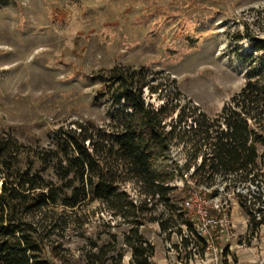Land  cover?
I'll list each match as a JSON object with an SVG mask.
<instances>
[{
    "label": "rangeland",
    "instance_id": "obj_1",
    "mask_svg": "<svg viewBox=\"0 0 264 264\" xmlns=\"http://www.w3.org/2000/svg\"><path fill=\"white\" fill-rule=\"evenodd\" d=\"M247 35L264 39V0H9L0 6V134L42 148L48 135L73 122L102 125L107 104L94 100L96 78L117 65L149 69L151 83L179 94L180 106L213 116L246 81L248 64L240 56L264 54L253 51ZM144 99L154 107L163 103L147 90ZM173 161L185 163L181 146L156 167L173 169ZM171 186L182 189L183 182L177 177ZM215 187L220 195L212 199L229 211L225 233L215 243L221 255L192 246L186 232L167 235L157 223H147L139 232L154 247L153 264H231L235 250L228 243L244 248L264 239V224L252 234L238 200L223 192L222 183ZM124 189L137 200L131 184ZM259 189L248 186L247 206ZM190 191H199L191 181ZM261 192L257 205L264 215V186ZM161 210L157 205L155 213ZM62 219L67 228L59 242L67 252L65 261L54 264H131L122 242L129 226L99 204L65 210ZM168 225L177 229L180 221L171 218ZM93 244L108 250L99 262L87 263L89 252L97 251Z\"/></svg>",
    "mask_w": 264,
    "mask_h": 264
},
{
    "label": "trees",
    "instance_id": "obj_2",
    "mask_svg": "<svg viewBox=\"0 0 264 264\" xmlns=\"http://www.w3.org/2000/svg\"><path fill=\"white\" fill-rule=\"evenodd\" d=\"M8 2L0 0V6ZM246 38L255 53H264V39ZM253 54L240 56L248 64L246 81L213 116L180 106L179 94H167L162 85L151 83L149 69L117 65L96 78L100 88L94 100L107 104L102 125L73 122L48 135L42 148L0 134V264L65 261L67 249L59 242L67 228L62 215L90 203L129 226L122 242L130 249L131 264H153L154 247L139 228L157 223L163 234L181 237L183 228L193 234L195 220L180 208L190 181L211 199L220 195L215 186L222 183L223 192L238 200L256 233L264 224L257 205L264 186V54ZM146 90L163 103L147 104ZM178 146L185 152V163L157 168L156 163ZM177 177L182 189L171 186ZM127 184L137 200L124 189ZM251 184L260 189L247 206ZM157 205L162 210L156 214ZM209 213L221 216L215 210ZM171 218L180 221L177 229L169 227ZM192 241L203 251L201 237L193 235ZM92 246L97 251L89 252L87 263L99 262L108 250Z\"/></svg>",
    "mask_w": 264,
    "mask_h": 264
},
{
    "label": "built area",
    "instance_id": "obj_3",
    "mask_svg": "<svg viewBox=\"0 0 264 264\" xmlns=\"http://www.w3.org/2000/svg\"><path fill=\"white\" fill-rule=\"evenodd\" d=\"M180 208L181 211L183 210L187 213L189 218L195 220V232L190 234L183 228V232L187 233L184 237L188 238L192 246H194L193 244L195 243L192 241L193 235L199 236L204 240L203 251L214 252L216 256L221 255L222 249H218L215 243L225 233L229 217V213H227L222 203L216 199H206L204 194H200L199 191H190L188 197L181 203ZM209 210H215L221 216H212ZM217 235L220 236L218 237ZM195 249L196 247L193 248V250ZM213 260L216 261L217 258L209 259L207 263L213 262Z\"/></svg>",
    "mask_w": 264,
    "mask_h": 264
},
{
    "label": "crops",
    "instance_id": "obj_4",
    "mask_svg": "<svg viewBox=\"0 0 264 264\" xmlns=\"http://www.w3.org/2000/svg\"><path fill=\"white\" fill-rule=\"evenodd\" d=\"M228 246H231V251L235 250L233 254L235 256L234 262L231 264H264V239H260L259 242L244 248L236 243H228Z\"/></svg>",
    "mask_w": 264,
    "mask_h": 264
}]
</instances>
